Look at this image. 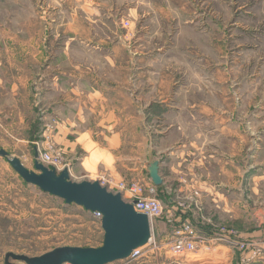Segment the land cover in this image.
<instances>
[{
	"label": "rangeland",
	"instance_id": "1",
	"mask_svg": "<svg viewBox=\"0 0 264 264\" xmlns=\"http://www.w3.org/2000/svg\"><path fill=\"white\" fill-rule=\"evenodd\" d=\"M0 63L5 79L11 77L8 63L19 67L23 92L14 102L23 121L15 133L19 140L26 138L17 143L0 129V148L7 147L29 171L35 172L32 147L57 161L60 171L69 170L73 162L63 141L77 144L76 125H65L42 102L50 99L46 91L51 79L58 78L59 90L61 73L70 84L79 79L104 91L115 110L111 118L118 110L132 113L131 131L126 127L131 150L126 153L134 164L144 158L140 145L146 138L152 158L157 133L167 123L184 125L194 135L204 109L212 111L210 124H217L222 112L230 136L236 128L239 135L243 131L246 162L261 164L257 175L263 182L246 177L243 183L241 200L252 209L250 216L246 213L237 221L204 211L202 193L190 189L185 179L174 184L159 179L157 185L139 179L118 182L140 183L154 191L151 196L160 202L162 213L153 219L152 228L157 221L170 228L189 224L207 243L173 257L167 251L173 240L170 231V240L164 243L152 236L142 257L109 264H217L211 262L217 253L215 236L232 252L242 241H250L264 260V0H0ZM156 77L163 81L158 83ZM126 79H132L130 84ZM173 79L178 86L167 85ZM172 95L175 99L169 104L165 98ZM0 104L6 105L4 98ZM167 105L177 108L171 117H166ZM93 117L100 118L95 113ZM119 119L114 118L116 127L123 130ZM5 121L12 130V118ZM101 175L111 181L105 184L107 190L117 193L112 176L103 173L97 181ZM179 184L186 187L181 192ZM206 228L210 234L204 233ZM102 240L100 222L90 212L26 184L0 156V264H5L7 254L37 257L61 247L97 248ZM251 252L245 251L240 259Z\"/></svg>",
	"mask_w": 264,
	"mask_h": 264
},
{
	"label": "crops",
	"instance_id": "2",
	"mask_svg": "<svg viewBox=\"0 0 264 264\" xmlns=\"http://www.w3.org/2000/svg\"><path fill=\"white\" fill-rule=\"evenodd\" d=\"M2 66L3 64L0 63V67ZM7 69L11 77L5 79L0 74V98H4L6 101V105L0 104L2 115L0 129L7 135L6 137L19 143L24 142L26 138L21 137L19 140L20 136L15 133V127L23 121V117L18 112L19 105L14 101L23 91L20 87L19 67L8 63ZM60 75L59 90L56 89L58 78L51 79L50 89L46 91L47 94H50V99L46 101L42 98V102L46 107L45 110L58 114L65 125L68 127L76 125L75 141L77 144L63 141L68 157L73 160L71 168L68 170L70 180L94 182L97 181L100 174L107 173L116 183L135 179L150 183L152 182L151 170L155 169L162 183L174 184L178 182V178H181L187 181L190 189H196L202 193L203 209L210 215L218 214L222 219L226 218V220L232 221L244 219L246 213L247 216H250L248 212L252 209H249L241 200L244 193L243 183L247 178L253 182H256L255 180L263 182L261 181L263 178L260 177L262 175H257V172H261L259 167L261 164L254 161L246 162L244 133L242 131L239 135V128H236L235 133L231 131L232 135L230 136L228 120L227 118L223 120L222 112L215 119L217 124H210L209 118L213 115L212 111L204 109L203 115L200 116L202 122L196 124L192 136L189 135L188 127L184 125L175 122L165 124L158 131L155 138L156 143L150 150L152 158L149 155L146 138V143L142 142L140 145V148L145 151L144 158L140 163L134 164L132 155L126 153L131 150V143H127L126 140V127L131 131L132 118L134 117L132 113L126 109L116 111L115 116L120 117L119 123L124 124V129L121 130L116 127L114 121L116 117L111 118V111L115 110L110 106L109 96L107 97L104 91L85 86L86 84L79 79L70 84L67 79L65 81L62 73ZM158 78L156 77V79ZM56 79L57 81H55ZM30 80L28 79V81ZM129 81L131 82L132 79H126L125 83L130 84ZM161 81L163 79H160L158 83ZM167 85L178 86L179 82L173 79ZM73 91L77 92L76 98L72 97ZM56 96L60 97L55 99ZM168 99L171 104L175 97L172 95L165 98V100ZM72 100L81 101L83 104L75 106ZM89 100L91 101L88 102ZM147 105H144V108ZM107 107L108 113L106 112ZM166 107H168L166 117H171L177 108L173 105ZM94 113L98 114L100 118L93 117ZM140 113L141 118H144L143 111ZM7 116L12 118V130L5 126ZM109 117L110 119H105ZM145 117H149L148 112L145 113ZM25 127L27 128V123ZM67 134L68 130H66V134L63 133L64 138ZM0 150L5 151L9 158H14L7 152V147H2ZM36 153V148L32 147V163L35 162ZM77 153H79V157L75 158ZM178 187L180 192L186 188L180 184ZM254 190L252 189V191ZM259 212L261 211L257 213ZM170 231L169 226L157 221L153 224L151 237L156 235L157 240L164 243L168 239L170 240ZM204 233L210 234L211 229L206 228ZM216 238L215 236L213 241L216 245L214 251L217 253L211 262L228 264V262L233 263L234 259L239 261L237 264H241L242 253L230 251L231 249L227 245L219 244ZM255 264H264V260H259Z\"/></svg>",
	"mask_w": 264,
	"mask_h": 264
},
{
	"label": "water",
	"instance_id": "3",
	"mask_svg": "<svg viewBox=\"0 0 264 264\" xmlns=\"http://www.w3.org/2000/svg\"><path fill=\"white\" fill-rule=\"evenodd\" d=\"M0 156L7 159L11 168L26 184L68 205L74 204L87 212L100 213L103 231L100 247H61L37 257L7 254L5 264H12L9 260L22 264H109L126 259L133 250L146 245L150 240L147 217L136 213L119 193L108 191L98 181L74 182L70 180L68 170L64 169L57 174L37 161L34 162L35 172H32L17 158H9L5 151L0 150ZM150 177L156 185L160 183L155 169L151 170Z\"/></svg>",
	"mask_w": 264,
	"mask_h": 264
},
{
	"label": "built area",
	"instance_id": "4",
	"mask_svg": "<svg viewBox=\"0 0 264 264\" xmlns=\"http://www.w3.org/2000/svg\"><path fill=\"white\" fill-rule=\"evenodd\" d=\"M35 161L47 164L48 168L53 169L57 174H59L58 172H61L58 168L59 164L57 163V161H54V159L47 154L43 155L38 153L37 151V158H35ZM64 169L65 168H63L62 171ZM98 180L99 184L102 187H105V184H111V181L106 180L103 175H101ZM142 186L143 185H141L140 183H132L130 185L118 183V185L116 186V191H118L117 193L121 195L122 200L125 203L132 206L133 210L136 213L142 214L147 217L150 224V231H152V221L153 219H156L161 215L162 207L160 205V202L151 196L154 191L148 186H146L145 188H143ZM105 188L107 189V187ZM144 193H146L147 196H144ZM91 214L96 220H98L99 222L101 221L102 215L100 213L93 212ZM167 223L169 225L173 224L172 220H168ZM171 232L173 240L171 241V243H169L167 251L175 257H181L187 255L188 253L194 252L199 244L205 245L207 243V241L200 237L198 232L195 231L189 224L181 225L177 228L172 226ZM150 244H152L151 237L146 247H148ZM145 248L140 247L133 250L127 257V259L135 260L142 257ZM237 250L241 253H244L247 250L248 252L252 251L249 258L242 259L241 264H255V262L260 260L259 251L254 249L250 241H242L238 245Z\"/></svg>",
	"mask_w": 264,
	"mask_h": 264
},
{
	"label": "bare ground",
	"instance_id": "5",
	"mask_svg": "<svg viewBox=\"0 0 264 264\" xmlns=\"http://www.w3.org/2000/svg\"><path fill=\"white\" fill-rule=\"evenodd\" d=\"M147 245V244H146ZM146 245H144L145 247H146ZM144 246H142L143 248H145ZM168 254H170V253H168ZM171 256H172V254H170ZM173 257H175V256H173Z\"/></svg>",
	"mask_w": 264,
	"mask_h": 264
}]
</instances>
